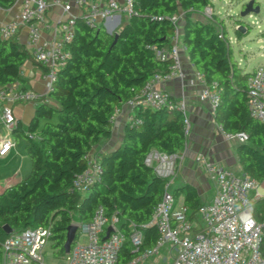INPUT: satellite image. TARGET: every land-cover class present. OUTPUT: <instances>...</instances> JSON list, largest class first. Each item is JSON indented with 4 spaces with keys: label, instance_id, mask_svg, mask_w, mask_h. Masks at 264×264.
Instances as JSON below:
<instances>
[{
    "label": "trees",
    "instance_id": "trees-1",
    "mask_svg": "<svg viewBox=\"0 0 264 264\" xmlns=\"http://www.w3.org/2000/svg\"><path fill=\"white\" fill-rule=\"evenodd\" d=\"M13 5L14 0H0L4 9ZM207 5L213 6L212 1L135 0L140 13L128 18L117 30L119 36L113 46L114 33L108 34L103 25L89 28L77 20L69 43L71 55L49 94L56 105L39 103L27 129L35 135L30 137L27 133L31 172L0 194L1 239L10 235L3 230L5 224L17 232L52 223V246L60 257L66 253L67 227L75 220L90 221L100 205L108 215L117 212L119 226L126 234L130 221L140 224L151 219L162 198L164 180L144 158L152 148L184 151L186 132L179 110L138 104L139 122L125 125L117 147L98 153L102 171L88 191H76L73 180L86 168V155L92 148L112 136L115 109L124 102L135 101L156 72L169 70L172 59L162 58L158 51L171 49L172 16L179 12H185L181 41L190 61L208 83L217 82L221 90L215 111L217 123L226 132L246 133L248 139L237 147L239 163L243 173L264 181V123L252 117L248 108L246 88L250 73L234 60L220 17L215 14L216 21H212L188 15L190 11L203 12ZM237 35L243 37L240 31ZM27 60L34 59L25 44L16 37L0 36V87L20 81ZM55 114L56 120H52ZM42 118L46 121L40 125ZM173 194L176 198L184 194L190 217L198 220L202 202L197 189L186 183L173 189ZM255 209L257 215L264 212L263 198L256 201ZM157 237L156 226L144 228L142 248L153 246ZM261 252L264 256V237ZM136 255L127 239L117 264H127Z\"/></svg>",
    "mask_w": 264,
    "mask_h": 264
},
{
    "label": "built area",
    "instance_id": "built-area-1",
    "mask_svg": "<svg viewBox=\"0 0 264 264\" xmlns=\"http://www.w3.org/2000/svg\"><path fill=\"white\" fill-rule=\"evenodd\" d=\"M19 11L11 19L0 17V36L3 39L18 38L21 30H27L26 47L34 60L41 66L42 78L47 92L43 95L33 89L24 88L15 81L0 87V118L4 126L14 130L18 120L13 111L15 103L48 102L59 70L71 55V42L77 20H82L89 28L103 25L112 33L140 11L135 0H14ZM13 5V6H14ZM60 8L55 19H49L50 10ZM4 9L0 7V10ZM204 16L216 21L214 8L207 5ZM185 12L172 16L174 23L172 46L169 54L162 51V57H171L172 64L167 72H156L142 87L137 99L129 101L133 107L142 105L152 108L167 107L177 109L183 114L186 135L190 131L187 104L184 99L175 98L172 93L160 89V81L182 77V62L179 53L181 43V24ZM220 36L223 37L221 34ZM196 78L203 85L201 97L207 100L214 112L221 99L217 82L208 83L204 75L196 70ZM247 98L250 114L264 123V64L256 67L248 76ZM117 107L113 113L112 120ZM129 122H139L134 113ZM220 130L227 139H248L245 132L232 134ZM30 137L34 134L28 133ZM14 146L11 138L0 141V155L7 154ZM87 166L73 180V188L81 193L88 191L91 184L100 176L102 166L100 156L95 153L86 155ZM185 159V151L165 152L152 148L145 155L144 162L153 168L155 174L164 180L163 194L147 223L129 222V232L120 228L117 212L108 215L103 206H98L93 218L88 222L77 223L87 238L85 243L77 241L68 253L57 257L62 260L55 264H117L123 243L129 239L132 251L137 255L127 264H137L169 246L173 255L172 264H264L261 243L264 237V212L256 214L255 204L264 199V181L245 174L236 173L214 159L199 155L205 172L217 183L216 194L210 202L202 203L197 211L198 220L192 219L185 201H179L173 194V183ZM258 216L262 217L259 219ZM156 226L158 237L151 247L142 248L144 228ZM112 230L107 236L108 228ZM52 223L24 228L1 239L0 264H52L46 259V246L52 243ZM53 254L56 250L53 247Z\"/></svg>",
    "mask_w": 264,
    "mask_h": 264
},
{
    "label": "crops",
    "instance_id": "crops-1",
    "mask_svg": "<svg viewBox=\"0 0 264 264\" xmlns=\"http://www.w3.org/2000/svg\"><path fill=\"white\" fill-rule=\"evenodd\" d=\"M212 7L214 8V3ZM18 11L19 5L1 9L0 17L11 19ZM60 13L61 9L55 8L50 10L48 17L49 19H55ZM188 15L194 18L206 19L203 12L190 11ZM183 19L180 21L181 27ZM17 39L26 46L28 38L25 28L21 30ZM179 53L184 75L182 77L175 76L157 84L160 89L170 91L175 98L186 101L191 122L190 131L186 135L185 159L174 180V187H172L175 189L190 183L197 189L201 202L205 203L213 199L216 194L217 183L205 172L202 164L197 161V157L202 155L208 159H214L238 174L243 173L237 153L239 142L235 139L225 138L215 119L212 106L201 97L203 85L196 78L197 69L190 61L187 49L182 41L179 45ZM163 54L168 55L169 50H163ZM41 70V66L36 61L27 60L22 66L19 84L24 88L33 89L41 95L45 94L47 88ZM252 71H249V73ZM41 102L45 101L15 103L13 111L18 120V126L12 131L2 124L0 118V141L4 137L11 138L14 141L12 149L7 154L0 155V193L25 179L31 172L32 159L27 153L29 143L27 129L35 116L37 105ZM47 103L53 106L56 105L50 96ZM118 108L119 112L112 120V136L109 139H102L92 148L91 153L107 152L121 143L125 125L129 122V118L136 113V108L129 101L122 103ZM52 120H56V114ZM45 121L46 119L42 118L40 125H43ZM180 197L181 195L178 197L179 201H185L184 197L182 199Z\"/></svg>",
    "mask_w": 264,
    "mask_h": 264
},
{
    "label": "rangeland",
    "instance_id": "rangeland-1",
    "mask_svg": "<svg viewBox=\"0 0 264 264\" xmlns=\"http://www.w3.org/2000/svg\"><path fill=\"white\" fill-rule=\"evenodd\" d=\"M251 0H213L214 12L224 21V25L227 31V38L230 42V47L234 60L244 69V71H252L259 65L264 64V0H256L260 6L258 13H251L241 18L240 12L243 6ZM242 21L249 27V32L243 34L242 38H239L236 31V22ZM220 28V24L216 23ZM121 26L114 31L119 30ZM239 142L238 139H235ZM174 187V185H173ZM264 189H262L263 191ZM184 194L181 195V199ZM76 223V220L74 221ZM76 240L85 243L87 241L86 236L79 230L77 232ZM169 246H166L162 251L149 258L142 259L137 264H172L173 255L169 252ZM46 259L49 263H61L62 260L57 258L53 254L52 243H48L46 246Z\"/></svg>",
    "mask_w": 264,
    "mask_h": 264
},
{
    "label": "water",
    "instance_id": "water-1",
    "mask_svg": "<svg viewBox=\"0 0 264 264\" xmlns=\"http://www.w3.org/2000/svg\"><path fill=\"white\" fill-rule=\"evenodd\" d=\"M259 11H260V6L258 4H256V0H251L250 2L246 3L243 6V9L240 12V16H241V18H244L248 14L258 13ZM236 31H240L242 34H246L247 31H248V27L244 23H239V24L236 25ZM106 32L108 34H112V32H111L110 29H106ZM118 36H119V31H117V32L114 33V39H113V42H112V46L116 43V41L118 39ZM169 58L171 59V57H169ZM3 230H4V232L6 234H12V233H14L13 228L10 225H8V224H5L3 226ZM111 230H112V228L109 227L106 237H108V235L110 234ZM77 231H78V224L77 223H71L67 227V237H66V241L64 243V251L66 253H68L70 251L71 246H72V244L75 241V237H76Z\"/></svg>",
    "mask_w": 264,
    "mask_h": 264
}]
</instances>
